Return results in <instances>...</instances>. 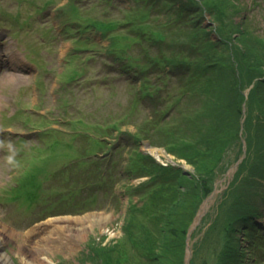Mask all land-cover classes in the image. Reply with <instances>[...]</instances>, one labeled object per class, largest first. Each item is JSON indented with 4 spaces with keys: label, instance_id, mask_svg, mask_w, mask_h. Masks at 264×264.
<instances>
[{
    "label": "rangeland",
    "instance_id": "374dc122",
    "mask_svg": "<svg viewBox=\"0 0 264 264\" xmlns=\"http://www.w3.org/2000/svg\"><path fill=\"white\" fill-rule=\"evenodd\" d=\"M146 1L0 0V56L6 50L14 57L7 67L11 57L4 54L5 64L0 66V225L5 230L0 250L8 256L6 264H21V252L29 257L28 248L38 239L29 232L31 227L55 215L90 217L93 213L109 215L82 234L71 227L62 236L44 232L54 238L47 242L51 252L44 264H101L105 258L109 264H128L115 254L120 248L125 254L131 251L125 231H137L135 220L128 219L129 205L138 197L128 189L150 174L141 170V175L130 173L119 180L117 174L130 166L134 170L139 153L183 172L177 185L180 192L188 189L184 197L180 192L175 197L158 238L178 236L197 198L199 212L208 193L197 195L200 183L190 180L195 168L176 152L195 146L188 139L200 132L198 126L220 124L207 107L218 102L226 111L227 98L232 105L233 99L238 101L239 128L236 132L235 121L232 131L224 125L223 134L233 136L232 143L213 170L215 189L208 206L188 226L187 232L193 225L194 230L186 264H222L221 253L230 239L226 231L237 216L235 204L241 194V199L249 197L256 206L245 226L234 224L231 244L239 248L237 259H242L236 261L264 264V171L261 176L248 174L254 164L264 165V0H198L199 9L191 10L180 7L188 0H177L170 10L163 6L156 13ZM137 7L143 12H136ZM175 7L182 13L180 18ZM148 12L149 17L143 16ZM166 20L169 24L157 29L165 34L162 46L168 64L156 67L146 52L158 56V46L139 38L135 26L150 27ZM192 38L199 44L196 49ZM74 47L79 50L70 53ZM188 55L194 62L185 59ZM207 60L211 66L200 73L201 66L196 65ZM145 62L151 65L147 69ZM182 62L196 64L189 72L209 79L203 91L181 90L183 76L172 69ZM152 109L168 113V120L158 122L164 132L153 131L151 138L158 142L177 138L178 142L160 145L146 137L136 141L138 127ZM149 145L158 153L151 152ZM85 157L99 162L87 170H98L113 190L91 192L82 187ZM140 205L135 203L133 209ZM140 212H134L137 220ZM174 256L172 252L157 264H173ZM140 257L138 262L146 264ZM185 257L184 248L182 260Z\"/></svg>",
    "mask_w": 264,
    "mask_h": 264
},
{
    "label": "trees",
    "instance_id": "16d2710c",
    "mask_svg": "<svg viewBox=\"0 0 264 264\" xmlns=\"http://www.w3.org/2000/svg\"><path fill=\"white\" fill-rule=\"evenodd\" d=\"M176 1L177 0H147L146 2L149 3L150 10L153 13H156V10H159V9L160 11L163 10V6L166 7L165 10H168V9L170 10L172 7H174L173 5H175ZM180 1L182 0H179V2ZM188 1L189 2L186 3L187 5L182 4L180 7L185 10H188V9L191 10L193 8L199 9L200 3L198 0H188ZM138 11L143 12L139 7H137L136 12ZM176 11L178 13V17L180 18L182 16V13L177 8H176ZM143 16L149 17L150 13L149 12L145 13ZM189 16H192V15L189 14ZM188 21H189L188 19L183 21L182 25H186ZM161 22L162 23H157L155 26H150V27L146 25H143L142 27H140L139 25L135 26V28L139 30L140 32L137 35L139 36V38L142 37L144 38V40L147 39L153 45L158 46V50H159L158 56L151 55L149 51L146 52L147 57H149L148 61L152 62L154 66L156 67H160L161 64L162 65L168 64V62L166 61V57L168 55H165V53H163V51L165 50L162 46V42L165 39V34L164 32L162 34L157 28L159 27L163 28L164 26H167L169 24V21L166 20V21H161ZM135 24L136 23H134V25ZM140 40L142 41V39ZM192 41L196 43V46H195V43H192L195 46V49L199 47V44L195 40H193V38L191 39V42ZM177 53L178 52H175L172 54L176 55ZM194 55H196V53H194ZM184 57L188 62H194V61H190L189 59L190 55L184 56ZM201 57H204V56H201ZM132 62L134 63V61ZM206 62L207 63L205 64L203 63L199 65H196V64L191 65L185 62H182L180 64L178 63L174 64V68L172 69L173 71H175L174 74L176 73L177 76H183L182 77L183 84L180 85L181 90L183 89V91L187 93L190 90H192L191 92H194V90L201 88L200 92L203 91L202 88L206 87L205 85L209 84V79H207L206 76L204 77L203 75L193 74L192 72H189V68L195 65L196 67L201 66L199 68V72L204 73L206 72L205 70H207L208 66H211V61L207 60ZM145 63L146 65L144 66V68L146 69L151 66L150 64L148 65V62H145ZM130 66L131 65H128L127 67H130ZM201 79H202V82L199 83ZM196 86H198V88H196ZM232 101H235V104L232 105L229 98L225 100V106L228 109L226 111L224 110L225 108L222 107L224 104H218V102H216L215 105H213L212 107L211 106L207 107V110L210 111L212 116L214 114L215 118L220 119V124L215 126L213 124V121H211L207 125H201L200 129L198 126L197 130H200V132L199 133L195 132L194 137H192V139L191 138L188 139V142L193 141L195 146L192 147L191 149L190 146L188 147V145H190V143H188V145L185 146V147H188V149L184 153L176 152L179 155H181L180 157H184L188 162H190L195 168L196 175H193L192 179L190 180H192L194 183L197 182V184L200 183L201 190L200 192L199 191L197 192V195H199L202 192L203 197H204L212 189V185L215 180L213 170L220 163L221 156L223 155V150L226 148V146H228L229 143H232L230 141L232 140L233 136L229 138L230 136L228 134H223L225 132L223 131L224 125L225 124L230 125V129L232 131L231 126H233L234 124L233 121H235L236 132L238 131V128H239L238 118L240 116V108H239V105L237 106L236 104L238 103L236 99H233ZM177 104L178 103H176L175 105H171L172 108L176 107ZM160 110L161 109L159 110L152 109L150 113L146 116V119L142 121V125L138 127L140 130V132L137 133L138 136H134L136 141L137 139L139 141L141 138L146 137L150 143H157L160 145H164L170 142H178L177 138H175L174 140L166 139V141H161V142H158V139L154 140L153 138H151V134L153 131L158 132V131L164 130L163 129L164 125L162 124V122L161 123H158V122L160 120L162 121V119L164 121L168 120L167 119L168 113L162 110L160 111ZM161 114H163V117H160ZM175 130L176 128L174 129V131ZM171 132H173V130ZM140 133L144 135L140 136L139 135ZM159 137H162V134H160ZM235 139H236V134L233 140L235 141ZM182 142L187 143L184 140ZM190 150H191V153H190ZM139 155L141 156V158L135 159L139 161V163L137 164V167L134 170L131 169V166H130V169L129 168L121 169V171L119 170L117 174L118 178L127 177L128 175H130V173L131 174L134 173V175L136 174L141 175L142 174L141 170H145L146 171L145 173L150 174V177L147 180L139 183L138 185H130L131 187L130 189H128L130 194H136L138 197L137 202L131 201V204L129 205L130 207L129 209L132 208V213H129L131 216L128 219V222L135 220L136 223H133V224H135L134 226L137 227V231L136 232H130L127 230L125 231L126 236H127L126 239L128 240V242H131L130 244L131 248L129 249L131 251H128V253L125 254L123 249L121 248L119 249V247H117V249H119L117 251H120V252L115 253L117 255V259L120 261L122 260L125 262L127 261L126 263L128 264H140L137 258L141 259L140 256H144L146 264H157L161 260L163 261L167 257L169 258L170 253L173 252L175 253V256H174L175 262H173V264H183L184 260L182 259H183V252H184L185 243H186V233L188 230V226L192 222V219L196 213L197 205L200 203V197L199 199L197 198V202L194 203L193 208L190 210L189 217L182 221L181 230L178 236L174 237L171 235H167L164 238L162 236H161L162 238L161 237L158 238L161 231L163 230L162 227L164 224V220L165 221L167 220V215L172 209V205L174 204V201H175L174 199L176 196H178L181 190L180 185H177V182L179 181L180 183L181 177L180 178L178 177L182 176L183 172L181 171L180 168H177V167L176 168L175 167L171 168L169 166L164 167L160 165L159 163L155 162L154 159L150 157L149 155H145V154L143 155V153L142 154L139 153ZM84 162L85 164L89 166L90 164L96 165V166L99 164V162H97L96 160L94 161L93 158L89 160H85ZM259 164L260 163H257L254 165L252 164L253 166L250 167V170H249L250 173L248 172V174L249 175L260 174L261 176L262 175L261 171H264V165H259ZM97 171L98 170L92 169L90 171V176L93 180L83 181L82 185L83 183L95 182V184L98 187H100L101 185L105 186L107 182L104 181L103 176H99L98 173H96ZM167 172H172V173L168 175ZM187 189L188 188H186V190ZM166 190L169 191L170 195L169 194L166 195V192H167ZM186 190L180 192V197H184ZM241 198H242V194L239 196L238 201L235 204V206L237 207L236 211L238 210L237 216L230 223L231 227L229 225L228 230L226 231L230 239L227 242H225L226 243L225 245L226 246L228 245L226 252L223 249L224 252L222 251L221 253V259H222L221 263L222 264H237L236 260H238L240 263L242 261L241 258L237 259L239 248L236 247V245L231 244V240L233 238V232L236 229V227H234V224L238 226L243 223V226H245L247 224L246 221L248 219L247 215L254 213L253 204L255 203H251L249 197H247V199L245 198L241 199ZM138 202L142 203V205L138 206L137 209H133L135 203H138ZM144 208H149V210L147 211ZM140 210H142V212L137 214L139 217L137 220L135 216L133 215H134V212L136 211L139 212ZM251 224L254 225L253 222ZM250 234L252 233L250 232ZM166 244L170 246V249H167ZM256 244H257L258 249L261 248L260 245H258L259 243H256ZM117 245L119 244L117 243ZM95 250H97V252ZM95 250H94L96 252L95 255L99 256L100 254L99 250L98 249H95ZM95 264H99V263L95 262ZM101 264H109V263H107V260L105 258L104 262H102Z\"/></svg>",
    "mask_w": 264,
    "mask_h": 264
},
{
    "label": "bare ground",
    "instance_id": "6f19581e",
    "mask_svg": "<svg viewBox=\"0 0 264 264\" xmlns=\"http://www.w3.org/2000/svg\"><path fill=\"white\" fill-rule=\"evenodd\" d=\"M149 150L151 152L152 151L153 152L159 151L158 148H154L152 146H149ZM209 197L211 198L212 195H210ZM208 201L209 200H205L204 203L202 204V207L199 211V215H202L204 213V210L208 206ZM91 215L92 216H90V217H88V215H77V216H73V217L64 216V215H60V216L55 215V216L49 217L45 221V223L38 225V226L31 227L29 229V232L30 233L33 232V234H35V236L38 237V239L36 241H34V244L31 245L30 248H28V249H31L29 252H27L29 257L26 255V253H22L20 251L22 254L20 256V258L23 259V262L21 264H37V263L44 264V260L48 258L47 253L51 252V249H49V246H47V244H48L47 242H50L54 239V238L45 236V234H44L45 231L49 232L48 233L49 236H52V235L58 236L57 233H59V232H61V236H62L63 234H67L68 232H70L69 230L71 227L72 229H78L82 234V232L85 233L88 229H90V226L93 225V222H95V223L99 222L100 223V222L104 221V219L107 218L109 214L99 215L97 213H93ZM91 218L94 221H91L90 220ZM70 221L78 222V224H74V226L72 227L68 223ZM3 231H5V230L0 225V244H1V241H3V235H2ZM8 232L11 233L10 231H8ZM29 232H27V233H29ZM17 247H18V245H17ZM31 252H34L35 254L33 255ZM36 252L41 253V257L40 256L37 257ZM33 256L35 257L37 263L35 262ZM7 259H8L7 254L3 250L2 251L0 250V264H6Z\"/></svg>",
    "mask_w": 264,
    "mask_h": 264
},
{
    "label": "water",
    "instance_id": "95a60500",
    "mask_svg": "<svg viewBox=\"0 0 264 264\" xmlns=\"http://www.w3.org/2000/svg\"><path fill=\"white\" fill-rule=\"evenodd\" d=\"M198 217H200V215H199V214H198ZM189 256H190V255H188V256H187V260H188Z\"/></svg>",
    "mask_w": 264,
    "mask_h": 264
}]
</instances>
